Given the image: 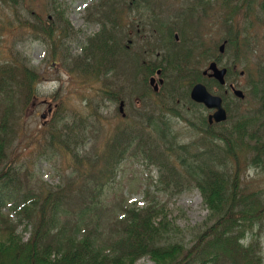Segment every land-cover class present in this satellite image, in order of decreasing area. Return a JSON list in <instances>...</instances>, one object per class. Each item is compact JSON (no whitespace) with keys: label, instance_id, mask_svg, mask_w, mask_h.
Instances as JSON below:
<instances>
[{"label":"trees","instance_id":"1","mask_svg":"<svg viewBox=\"0 0 264 264\" xmlns=\"http://www.w3.org/2000/svg\"><path fill=\"white\" fill-rule=\"evenodd\" d=\"M1 1L14 9L18 2ZM138 1L107 0L102 9L95 10L88 18H92V21L102 18L113 24L110 19L112 10L116 9L117 5L119 8L137 9L140 4ZM52 3L54 4L55 0ZM220 3L223 6L232 5L221 9L224 16L223 41H227L228 48L240 40L242 30L249 26L246 12L241 14L242 30L238 29L231 19L235 20L240 15L243 6L250 9L253 0H222ZM259 11L264 16V0H261ZM23 12L14 11L13 19L6 20L5 26L10 30L21 28L32 32L47 44L50 57L56 55L57 50L52 42H56V32L65 30L70 33L66 20L62 22V16L57 14V26L61 28H56L55 22L51 23L30 9H24ZM178 13L181 18L182 12ZM229 20L232 21L231 24H228ZM187 24L188 22L183 21L174 30L180 40L177 46L183 50V54L177 50L171 51L166 58L167 70L162 71L166 82L163 89L167 87L168 90L166 98L173 85V79L175 82L180 79L188 84L199 77L196 69L188 74V65H197L200 37L198 32L193 31L194 24L191 23L190 30ZM243 41L242 48L234 53L232 65L240 60L245 61L251 54L256 53L250 44L252 40L247 41L243 37ZM109 43L108 39L100 40L101 46H98L103 49L102 52L107 53V57L111 52H115ZM98 47L88 51L86 60L74 59L78 63L80 74L90 77L98 74L99 63L95 57L102 58ZM237 48L233 50L236 51ZM8 55L11 57L0 61V264H135L143 257H148L154 264H264L259 244V234L264 227V129L259 130L254 126L258 120L256 118L261 115L259 113L264 112V64L260 60L255 62L251 73L245 72L254 76L249 82V92L254 103L259 106L256 113L259 115L237 116L232 118L229 125L220 126L217 131L212 127H207L206 132L203 131L207 137L210 135L218 141L222 158L217 159L216 165L230 164V167L226 168L225 172L219 169L214 171L211 163L214 159L209 158L208 165L205 158H200V153L190 157L191 162L201 161L198 164L190 165L186 158H178L179 163L185 167V174L200 192L207 211L204 229L195 236L191 244H185L178 237L175 238L171 232L172 224L156 206L141 210L126 208L124 216L117 221L118 228L110 221L113 214L110 207H99L98 200L102 195L103 182L110 183L114 179L116 172L113 167L125 156L135 158L136 155H141L148 163L156 165L160 170L161 183L163 179L170 178L171 170L163 163L162 155L149 149L148 144L151 133L160 140L167 141L169 124L166 114L180 118L176 110L172 106L165 111L160 108L156 116H150L149 112L135 113L137 119L132 126L133 130L131 126L123 129L119 139L106 149L103 156V152L96 155L89 169L79 177L80 183L77 187H73L62 174H57L64 185H58L56 190H52L53 188L41 184L34 189L31 181L22 180V177L28 178V175L26 169L14 160L18 154L10 160V153L15 142L18 143L13 147L15 153L21 146L20 118L26 115L29 105L38 97L35 86L40 77L26 58L20 54L11 55L10 52ZM189 55H192L190 60ZM153 69L154 66L150 64L144 67L142 72L149 75ZM47 98L53 99L52 96ZM141 98V101L145 100L144 97ZM86 110V118H74L71 124H68L64 117L58 114L63 113L58 108L51 127L54 122L62 121L61 132L59 135H52L44 148L45 151L38 149L36 158L42 155L49 159L50 155L47 154L50 153L53 142L75 158L84 155L85 141L91 138L94 142L97 138L95 133L98 129L93 127V124L99 117L97 107L86 104ZM145 131L148 133L145 134ZM50 133L52 134L51 128ZM91 133L93 135L90 137ZM25 134L24 130L23 135ZM166 143L168 149H171V142ZM179 148L183 149L185 146ZM145 149L150 155L146 154ZM240 155L242 158L238 160ZM101 162L105 166L100 165L101 172L94 173V169ZM244 163L259 174L257 176L261 183L253 180V184L247 185L243 181L242 170L246 169L243 167ZM101 173L105 175L100 176ZM30 177L32 179V175ZM182 179H174L171 184H179ZM21 183L27 186L20 185ZM70 191L79 192V204L76 206L64 204L65 194ZM21 221L31 226L30 235L26 240L17 233V226ZM114 231L120 235L114 237Z\"/></svg>","mask_w":264,"mask_h":264},{"label":"rangeland","instance_id":"2","mask_svg":"<svg viewBox=\"0 0 264 264\" xmlns=\"http://www.w3.org/2000/svg\"><path fill=\"white\" fill-rule=\"evenodd\" d=\"M28 1L29 0H26V2ZM32 1L34 3H32L30 7L35 10V12L37 11L42 17L54 13V7L59 8L63 19L66 20L72 30L77 31V33H75L72 38L63 42L60 57L56 55V57L53 56L46 59L49 51L44 43L33 36L27 35L23 31H13L8 29V26H5L9 16L2 15L1 9L3 5L0 2V61L6 59V49L8 46H11L15 51L25 55L29 59L30 64L42 74L40 83L36 88L38 98L31 102L26 111V115L24 114V116L20 118L19 138L22 141H20L21 146L17 153H15L13 147L18 145V143L15 142L12 144L10 153V160L14 159L19 153L14 160L17 164L19 163L26 169L28 178H25V176L22 177L23 182L28 179V181H31V185L34 189H37L41 184H45L53 188L52 190H56L58 185H64L60 182L57 175L62 174L69 180L73 187H77L80 183L79 177L89 169L96 155L103 152V156L106 153V149L119 139L121 130L124 127H128V121L136 122L135 110L137 108L145 109L146 107L151 109L149 106L154 102L155 106H159L163 103L168 105V107L172 105V108L176 110L180 118H174L166 114L167 118L170 120L168 129L169 138L167 141L171 142V149H168L167 141L160 140L152 133L149 134L150 140L148 144L149 149L162 155L163 163L171 170L170 178L168 180L163 179L161 183V174L157 166L150 165L147 161H142L141 155H136L135 158L125 156L120 163L113 167L114 172H116L113 179L114 181L112 183L103 182V187L101 188L102 195L98 197V200L99 207L103 205L110 207L113 212L112 215L114 216L110 221L118 228L117 221L124 216V210L126 208L135 207L144 209L155 205L172 224L173 230L171 232L175 235V238L178 237L185 244H191L195 236L204 229L207 212L202 204V197L199 191L194 186V183L190 181L189 176L185 174V167L179 163L178 158H186L190 165L198 164L201 163V161L191 162L190 157L192 154L200 153L202 154L200 158H205V163L208 165H210L208 159H214L213 162L211 161L214 171L220 170L225 172L226 168L230 167V164L221 166L216 165L217 159L222 158L220 148L218 147V141L210 135L207 137L204 133L199 132L201 130L199 125L202 117L201 112L205 116L207 112L194 108L188 104L183 94L184 92L182 93V91H185L188 84L180 79L176 82L173 79V85L167 96L168 98L171 96L169 102L166 98V92L168 91L166 89H164L158 97L149 95L142 81L144 76L142 72L143 68H141L142 59H135L132 53L140 50V52L145 54L147 50L149 52L152 50V52H158L161 56L166 55L167 51H163L161 45L154 44L152 41L149 43V38H146V41H134L135 37H129L130 31L132 30L129 23L127 24L128 35L124 38V45L128 46V51L126 53H121L118 58H115L112 64H106L102 60H99V68L102 67L105 71L104 73L107 75H102L100 73L95 77H90L74 71L73 69H78V65H76L73 58L80 54L81 46L85 45L81 55L83 59L86 53L93 49L95 44L93 40L87 39V37H92L97 33L98 25L87 22L86 20V14H91L96 8L95 1L55 0L54 6L51 0H45V5L47 6V11L45 13L40 11L45 10L41 9L42 5H44L40 3L42 0ZM138 2L140 3L141 11H144L143 13L155 12L157 13L159 22L166 23L174 14L182 9L185 5L184 2L190 3V0H139ZM211 5L215 10V15L210 14L202 17V14L198 13L199 15H195L198 19L194 21V17L192 16V20L188 21L187 24L189 27L188 30H190L192 24H194L195 28L193 31L195 30L198 32L200 37V46L197 53L204 48L211 49L214 45L218 47L223 40V28L219 26L220 11L223 7L229 6H223L222 3L218 1L211 3ZM115 8L120 10L121 22L127 23L128 16H126L125 13L128 14V12L121 7L119 8L118 5ZM88 9L90 10L88 11ZM244 9L243 12H246L249 17L247 20L249 26L243 31L241 29L243 18L239 17L236 19L235 26L242 30V34L240 40L238 39L235 41L234 46H229L227 48L229 49L228 53L230 56H234L235 52H239L244 42L243 37H245L247 41L252 40L250 44L253 49L255 48L256 53L251 54L245 61L240 60V62L235 65L236 72L231 74L230 83L243 92L245 99L242 100L240 104H237L238 100L232 99L231 105L229 104L228 106V115L231 118H235L247 114H261L258 118L255 117L258 120H256L254 124V126L258 127L260 130L261 128L264 129V112L256 114L259 111V106L254 103L249 92V82L254 79V76L249 73L254 69L252 67L255 66L257 60H260L264 64V16H262V13L258 10L257 3H254L250 9ZM216 10L219 11V14ZM124 25L125 24H122V27ZM147 34L149 33L147 32ZM59 35L60 38L63 37V35ZM170 38L171 46L176 49L178 53L183 54V50H180L179 46L176 44L179 42L178 38L176 37L175 40L172 33ZM127 41L130 43L127 44ZM122 44L121 42V45ZM113 46L114 45H112V47ZM217 47L215 46V48ZM236 48V51L233 50ZM229 54L223 57V63L230 64V61H228V57H230ZM154 56L155 55L152 56L149 53L146 58L155 61ZM189 56L188 60L192 58V55ZM238 56L241 58V54L238 53ZM198 62L202 65L205 64V61L202 60ZM190 65H188V69ZM240 72H243L242 76H239ZM245 72L249 73L246 74ZM102 85H105V87ZM106 92L120 95L121 100L123 99L122 101L125 103H123L124 112L128 115V120L124 121L117 115L116 109L118 104L115 103L113 99H110L109 96H105L104 94ZM122 93L125 95H121ZM128 93L132 96H127ZM53 95L55 98L54 101L47 98ZM140 97H148V104L145 102L142 106L138 104ZM64 101L66 102L64 104L65 111L63 112V107L60 103ZM85 104H90L99 109V117L93 124V127H97L98 129V132L95 133L97 134V138L93 143L86 146L85 154L79 155V158H75L65 150L62 151L56 143L53 142L50 146V153L47 154L50 155L48 160L42 155H40L42 157L39 156L40 158H36L38 149L43 150L47 142H49L47 136L50 133V128L53 134L59 135L61 132L60 127L63 125L62 121L61 123L54 122V126L51 127V122L55 117L53 113L56 108H54L51 115L47 118L46 124L48 125L45 128L41 126L39 116L45 108L44 105H49L51 107L55 105L57 107L59 106V110L63 113L58 114L64 117V121L68 123L70 112H73V110L77 112L75 118L80 119L83 117L85 114L83 110ZM136 104H138L139 107H136ZM166 109L161 110L165 111ZM158 112V108L153 107L149 115L156 116ZM137 114L141 113L137 110ZM24 130L26 136L23 135ZM217 130L218 128L215 129V131ZM147 133L148 132L145 131V134ZM92 135L91 133L90 137ZM179 146H185V148L180 149ZM247 151L248 150H245V152ZM145 152L149 154L147 150ZM240 158H242L241 155L238 160ZM224 160L230 161L228 158H224ZM100 165L105 166V164L101 162L99 166L94 169V173L101 172ZM243 167L246 169L242 170V179L247 185L253 184V180L261 183L259 176H257L259 174L249 167L247 163H244ZM103 174L104 173H101L100 176ZM30 175H32V179ZM179 177L183 178L182 181H179V184H171L174 182V179H178ZM20 185L27 186L25 183H21ZM175 186H177V188H175ZM42 189L45 188L42 187ZM78 194L79 192L71 191L65 194L64 204H68L69 206L78 205ZM30 231L31 226L26 224L25 221L18 223L17 233L21 235L23 239L29 237ZM259 236L261 256L264 261V227ZM135 264L154 263L147 257H143Z\"/></svg>","mask_w":264,"mask_h":264},{"label":"water","instance_id":"3","mask_svg":"<svg viewBox=\"0 0 264 264\" xmlns=\"http://www.w3.org/2000/svg\"><path fill=\"white\" fill-rule=\"evenodd\" d=\"M220 49L222 50V47ZM209 69L213 72V77H215L220 83H223L225 71H217L214 64H211ZM234 93L236 96L242 97L240 92ZM190 97L193 101L203 104L208 109H215V113L209 117V120L214 119V121L219 122L225 119V112L221 108L220 98L209 95L203 86H195L190 93ZM48 112L49 110L44 112L40 118L44 120Z\"/></svg>","mask_w":264,"mask_h":264}]
</instances>
